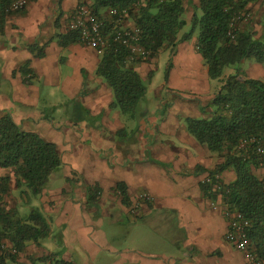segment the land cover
Returning <instances> with one entry per match:
<instances>
[{
	"label": "crops",
	"instance_id": "0c3cea01",
	"mask_svg": "<svg viewBox=\"0 0 264 264\" xmlns=\"http://www.w3.org/2000/svg\"><path fill=\"white\" fill-rule=\"evenodd\" d=\"M245 1L252 17L237 29L264 42V0ZM183 2L188 30L193 17L202 14L200 0ZM80 3L93 8V0H28L23 12L7 20L8 42L0 46V110L10 112L23 130L55 143L63 159L40 195L51 227L46 245L30 242L10 264H45L34 261L53 254L77 264H247L225 240L228 222L222 207H215L201 187L223 159L200 144L185 121L210 116L209 103L221 87L197 50L198 30L174 53L165 50L130 63L142 79L152 80L160 54H169L168 76L151 90L155 93L147 91L131 119L112 106L113 91L96 73L101 51L80 42L63 47L55 39L69 31V16ZM99 13L111 18L110 9ZM119 27L135 28V23L126 19ZM31 45L44 55L35 56ZM180 60L191 72L197 68L189 75L190 94L177 92L188 81L187 72L180 75L176 69ZM27 63L34 74L29 83L21 72ZM234 72L233 67L227 76ZM241 72V77L264 81V62L247 59ZM47 105L65 109L50 116ZM121 129L124 138L117 134ZM7 170L0 168V175ZM256 174L262 177L264 170ZM221 177L230 183L235 173L225 170ZM118 182L125 183L132 205L142 192L152 199L141 201L132 214L115 189ZM86 185L100 186L96 201H89ZM125 214L133 222L126 235L129 245L122 248L117 232ZM6 248L12 250L9 243Z\"/></svg>",
	"mask_w": 264,
	"mask_h": 264
},
{
	"label": "trees",
	"instance_id": "16d2710c",
	"mask_svg": "<svg viewBox=\"0 0 264 264\" xmlns=\"http://www.w3.org/2000/svg\"><path fill=\"white\" fill-rule=\"evenodd\" d=\"M10 4L11 0H0L1 31L14 12H22L9 10ZM245 6V0H200L202 14L200 17L195 15L190 28L185 30L188 22L183 0H93L97 14L102 9L128 10L126 19L134 21L135 28L140 30L142 45L150 51L148 60L156 58L161 51L174 53L180 43L190 40L198 30L197 50L208 67L209 76L220 80L221 87L209 103L211 115L186 118L187 130L200 144L223 159L209 176L221 175L225 170L235 173V179L225 183L224 196L233 208L249 219V237L257 253L264 257V176L256 174L262 163L255 144L240 147L244 139L264 138V81L241 77L243 61L254 58L264 62V42L248 31L236 29L234 39L229 35L233 16L245 10ZM114 20V16L106 19L109 32L113 31ZM56 37L63 47L82 43L76 31L58 33ZM29 49L37 57L44 55L37 45H31ZM99 50L102 55L96 73L113 91L112 106L122 115L135 119L147 92L144 80L130 65L132 61L127 49L111 43ZM229 66H233L235 72L224 76L225 68ZM27 67L28 63L21 69L25 83H29L34 75ZM203 112H206L205 108ZM125 131L117 132L119 138H124ZM62 165L63 159L55 143L36 132L23 130L10 112L0 110V168L11 172L0 175V264L15 263L30 242L39 243L51 233L40 210L32 209L28 216H22L18 208L7 206L5 196L10 192L12 176L21 193L24 194L27 188L40 196L47 189L52 174ZM201 187L207 198L217 199L218 192L211 183L204 180ZM115 189L122 203L130 207L132 201L125 183L118 182ZM86 190L91 202L96 201L101 192L99 185H86ZM7 243L16 250L15 253L6 248ZM34 262L77 264L54 254Z\"/></svg>",
	"mask_w": 264,
	"mask_h": 264
},
{
	"label": "built area",
	"instance_id": "2783aa9c",
	"mask_svg": "<svg viewBox=\"0 0 264 264\" xmlns=\"http://www.w3.org/2000/svg\"><path fill=\"white\" fill-rule=\"evenodd\" d=\"M28 0H11L9 10L17 11L25 9ZM111 16L115 17V28L109 32L107 30L106 19L97 14L95 10L86 3H80L69 16L68 30L76 31L79 34L81 42L95 49H101L108 45L115 44L117 47H123L128 51L129 60H148L151 55L150 51L141 43L140 30L137 28H121L117 27L128 16V10L122 11L111 10ZM252 14L249 11L243 10L233 16L229 35L232 39L235 37V30L239 22L250 21ZM255 144V151L260 156L262 167L264 168V138H247L244 139L240 147H246L249 144ZM206 182L211 183L213 189L217 191V205L222 207L223 215L228 222V228L225 233V240L232 245L236 250L243 253L247 264H264V257H261L249 237V219L240 211L233 208L228 203L224 196L225 182L221 175L217 174L214 177L208 176ZM152 196L147 192L139 194L129 211L136 213L141 201H149ZM15 253L16 250L12 249Z\"/></svg>",
	"mask_w": 264,
	"mask_h": 264
},
{
	"label": "rangeland",
	"instance_id": "374dc122",
	"mask_svg": "<svg viewBox=\"0 0 264 264\" xmlns=\"http://www.w3.org/2000/svg\"><path fill=\"white\" fill-rule=\"evenodd\" d=\"M32 1V0H31ZM29 9V8H28ZM25 9H22V12L24 11ZM16 14H19V13H15L13 15H16ZM11 15L8 19L9 20H12L11 17L13 16ZM10 29H8V25L6 23V25L4 26V29L3 31L0 30V46L3 45V43H7V33ZM57 37L55 36V39ZM38 46V45H37ZM40 48V47H39ZM169 62V54L168 53H165V52H162L160 54V57L158 59V62L155 64V66L157 67V70H155V76L153 77V79L151 80H148V79H143L145 84H146V87H147V91H149V93L153 94L155 93V91H151L153 88H156L158 87L159 85H161V83L164 82V79H165V75L167 73V64ZM233 66H229L227 68H225V71H224V76H226L228 74V71L230 69H232ZM176 69L177 71L179 72L180 75L182 74H185V72H187V78H188V81L182 83V87H178V91L177 92H185V93H191V89H190V86L191 84L189 83V75L192 74V72L194 74H196L197 72V68H193V71L191 72L189 69V67H185L184 65V62L182 60H180L178 63H177V66H176ZM164 90L166 91V88H164ZM48 91V89H47ZM46 90L43 92V97H46ZM61 92L60 94H58V97H59V101L61 104H64L66 101L64 99L61 98ZM147 94V92H146ZM145 102H143V106H146ZM46 113L50 116H54L53 114L59 109V110H62V109H65V107H59V108H53L49 105L46 106ZM66 111V110H65ZM64 111V112H65ZM128 118V117H127ZM262 170H264L263 167H261ZM5 174H9L11 173L10 170H7L6 172H4ZM13 178V181H12V185H11V189H10V192L8 194H6L5 196V201L7 203V206L9 208H18L19 211H20V214L22 216H28L29 213L31 212L32 209H38L40 210L43 214H44V211H43V208L41 206V202H40V196H37L35 194L32 193V191L30 189H27L25 188L24 189V194L20 192L19 189H17L16 187V184H15V179L14 177L12 176ZM23 191V190H22ZM132 219H131V216L129 215H124L123 216V222L121 223V225L119 226L118 228V232H117V236H118V240H119V246L124 248L126 247V245H129V242L126 241V235H127V231L129 229V227L131 226L132 224ZM135 240H137V235H135ZM41 242H44V244L46 245L47 243V240L46 238L45 239H42Z\"/></svg>",
	"mask_w": 264,
	"mask_h": 264
}]
</instances>
